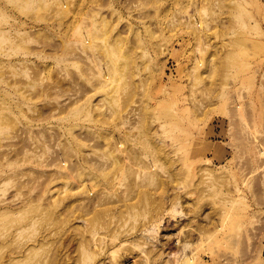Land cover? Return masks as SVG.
<instances>
[{
  "label": "rangeland",
  "instance_id": "obj_1",
  "mask_svg": "<svg viewBox=\"0 0 264 264\" xmlns=\"http://www.w3.org/2000/svg\"><path fill=\"white\" fill-rule=\"evenodd\" d=\"M60 243L264 264V0H0V264Z\"/></svg>",
  "mask_w": 264,
  "mask_h": 264
},
{
  "label": "bare ground",
  "instance_id": "obj_2",
  "mask_svg": "<svg viewBox=\"0 0 264 264\" xmlns=\"http://www.w3.org/2000/svg\"><path fill=\"white\" fill-rule=\"evenodd\" d=\"M82 180H84V179H82ZM77 230H79V229H77ZM75 233L77 234V232H75ZM78 233H80V232H78ZM82 236H80V237L78 236L77 238H73V241H74V244H75V246L73 247L74 248L73 250H75V251L77 250L78 251L79 249H81V250H84L85 252L86 251L91 252L92 253L91 255H89L86 252L87 255L90 257L91 260L94 259L95 255H101L102 253L105 252L104 251L105 245L103 243V241L105 239L102 240L104 237H102V239L95 238V233H93V234H91L90 238L88 237L89 239L87 238V241H86V238H84L85 236L84 237H82ZM96 239H98V240H96ZM69 241H71V239ZM98 241H99V243H98ZM86 242H89V244L86 245L87 244ZM107 244H108V242H107ZM66 245H68V244H66ZM66 245H62V243H60V245L58 246V248L54 251L53 255L49 258L48 264H63L64 263V259H62V258H67L66 259L67 261H69L70 259H72L71 261L74 260V257L73 256H72V258H70L71 256L66 255V254H65V256H68V257H63L64 253L62 252V250L64 249V246H65L64 251L68 248V247H66ZM68 246L70 247V245H68ZM92 248H95L94 251L96 252V250H97V253H95L94 251H92L91 250ZM66 251H65V253H66ZM68 258H70V259L68 260ZM61 260H62L63 263L60 262ZM67 263L68 262H66L65 264H67Z\"/></svg>",
  "mask_w": 264,
  "mask_h": 264
}]
</instances>
